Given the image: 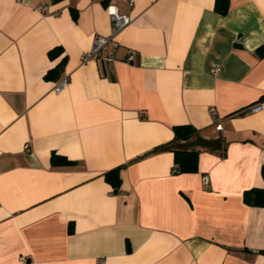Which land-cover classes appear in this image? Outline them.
<instances>
[{
  "label": "crops",
  "instance_id": "0c3cea01",
  "mask_svg": "<svg viewBox=\"0 0 264 264\" xmlns=\"http://www.w3.org/2000/svg\"><path fill=\"white\" fill-rule=\"evenodd\" d=\"M130 1L0 0V264H264V0Z\"/></svg>",
  "mask_w": 264,
  "mask_h": 264
},
{
  "label": "trees",
  "instance_id": "16d2710c",
  "mask_svg": "<svg viewBox=\"0 0 264 264\" xmlns=\"http://www.w3.org/2000/svg\"><path fill=\"white\" fill-rule=\"evenodd\" d=\"M215 11L225 16L229 11V1L228 0H217ZM63 53V49L61 47L55 48L49 52V57L55 59L59 57ZM66 59L54 69L50 70L45 79L47 80H57L59 79L65 65ZM194 133V130L190 127H177L175 128V141L178 140H186L190 138ZM182 154V153H181ZM177 162L179 164V168L174 171V173L179 172H194L197 170V159L198 156L196 153H183L182 155L177 154ZM71 162L59 158L56 154L52 155V164L57 165H68ZM263 177H264V169H263ZM105 179L109 182L114 189V193H118L120 186H121V179H120V169H114L105 174ZM251 195L254 197V201L252 202L255 206H262L264 205V190L255 189L251 192ZM264 253V252H263Z\"/></svg>",
  "mask_w": 264,
  "mask_h": 264
},
{
  "label": "built area",
  "instance_id": "2783aa9c",
  "mask_svg": "<svg viewBox=\"0 0 264 264\" xmlns=\"http://www.w3.org/2000/svg\"><path fill=\"white\" fill-rule=\"evenodd\" d=\"M92 1H98V0H92ZM133 1H130V4H132ZM41 12H44L46 9L44 6H41L39 8ZM108 15L110 18L112 30L111 34L109 36H96L94 40L93 48L90 52L84 54L82 56V62L84 64L92 61V60H105L107 62H115L116 61V50L118 49V42L116 41L117 36L122 33L132 22V19L129 15L122 14L118 7L114 4H110L107 7ZM128 62H134L135 56L133 54H129L127 58ZM221 70V66L217 65L214 70L213 74L219 73ZM69 85V78L61 79L56 87L55 91L57 93H60L64 91ZM264 109V100L260 101L252 106H250L247 111L251 113H257ZM211 114H215V109H211ZM218 129L221 130V127L218 126ZM204 184L206 186H209V179L205 177Z\"/></svg>",
  "mask_w": 264,
  "mask_h": 264
}]
</instances>
